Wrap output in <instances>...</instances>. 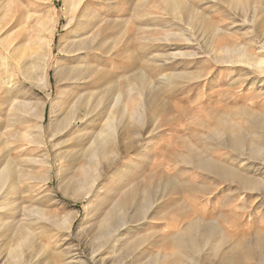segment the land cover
<instances>
[{"label":"rangeland","instance_id":"obj_1","mask_svg":"<svg viewBox=\"0 0 264 264\" xmlns=\"http://www.w3.org/2000/svg\"><path fill=\"white\" fill-rule=\"evenodd\" d=\"M71 1L75 0H0V163L8 161L13 174L10 180H20L15 191L7 196L10 209L0 210V264L12 263L9 253L17 248L14 230L23 215L37 206V197L45 194L40 188V181L45 178L48 169L39 167L30 161L31 158L40 160L41 157H48L52 166L50 174L54 176L64 158L71 157L73 152H80V147L75 146L76 141L85 135L87 138L95 136L104 124V121L99 120L94 122L95 125L85 127L78 123L74 126L76 133L61 139H51L46 130L42 131L38 141H34L31 135L34 131L37 132L34 126L39 123L41 114L42 126L46 127L51 103H61L63 95L68 91L59 74L62 67L68 63L62 49L70 44L74 32V27H64L68 15L66 10L70 6L73 7ZM182 1L186 6L194 7L198 11L202 24H192L198 31L185 32L188 28L186 24L175 26L172 17L162 10L159 0H97L95 2L98 4L91 2L86 6L87 11L96 14V17L92 15V19L99 21L97 28L107 35L106 47H114V50L126 49L124 56L133 54L135 61V74L125 82L120 78L129 75L128 69L119 70L113 62L101 60L100 68L112 77L110 81L114 86H111V91L114 97L119 99L118 107L113 108L112 103L106 113L113 119L111 127L114 128V143H118L119 148L116 153L117 164L108 171L105 168L107 177L100 183L98 188H101L102 192L98 195L116 197L133 189L136 191V200H139L145 197L147 192H151V202L154 201L153 206L156 205L148 212L146 221L139 222L140 226L130 234L131 237L129 236L128 245L139 241L143 243L137 256L132 248L125 249V246H120L116 255H108L103 264H115L121 255L124 260L119 264H144L149 259L153 260V263L156 261V264H182L178 249L170 245L172 231L168 227L171 228L172 222L176 224L181 214H192L191 208L199 215L206 212L207 218L218 219L229 231L224 234L227 243L218 248L219 252H223L230 244V235L238 238L247 232L253 237L257 226L264 225V219L258 220L256 217L258 212L264 213V208L255 209V205L248 204L247 210L240 209L243 202L234 192L231 193L232 201L224 206L228 192L224 185L223 189H220V186L209 195L192 191L191 186L179 194L162 192L160 189L166 174L176 177L181 183L211 185V180L205 179L199 171L182 162L183 158L188 157L185 146L190 145L196 150L213 147L209 142L210 138L215 136L218 141L225 139L224 128H227L229 136L243 134L246 137L245 146L248 148L252 141L256 140L253 131L257 126L251 122L253 117H264V75H260L259 82H256L253 79L255 75L246 74V67L231 66L230 62L224 64L221 60L227 57L235 46H245L249 54L264 60V0ZM39 16L49 17L52 22L58 20L59 23L52 35L48 87L42 89L39 88L40 82L35 75L37 68H33L31 62L37 48L35 32L38 28L36 19ZM214 28L220 29L215 37L207 32ZM164 45L167 46L163 47ZM225 47L228 48L227 51L222 50ZM190 53L195 56H187ZM157 59L166 61L164 69L157 70L160 63L156 62ZM163 75L169 77L167 83L162 82ZM140 76L144 78L139 79ZM236 79L245 82L243 85L238 82L239 86H235L232 82ZM108 80L105 79L104 82L107 83ZM144 81L160 94L155 105L163 107L164 110L151 115L144 114L148 118L153 117V122L148 127L144 125L141 128L139 134L144 137L132 139L145 141L139 142L130 154L123 155L120 147L124 127L119 121L118 111L124 106L127 107L128 117L137 109H142L144 99L150 96L148 89L141 87ZM252 82L255 84L251 87ZM122 91H126L128 96H118ZM24 102L30 104V110L25 111L22 108ZM41 106L42 112L39 111ZM28 119L31 120L30 131H26L28 125L25 120ZM151 130L153 132L146 138L147 132ZM87 140L83 141V144ZM198 140H201V143ZM73 146L75 147L72 148ZM105 151L104 157L116 155L112 146L107 147ZM211 151L216 155L225 152L214 147ZM127 160L129 164L125 167L123 163ZM105 164L106 162L101 160V167ZM125 169L128 171L125 172ZM15 174L19 177H14ZM28 179L30 181H27ZM48 186L55 193L47 194L52 195L56 206L47 209L46 213L60 212L61 215L73 216L71 232L66 237L65 245L59 250L72 246V250L88 262L91 243L89 239L93 234H87L88 222L82 224V221L86 219L85 210L91 207L90 200L81 198L84 193L78 188L69 190L68 196H63L57 190V180L54 177ZM184 187L186 186L183 185L182 189ZM161 193L165 196L156 204L155 195L160 196ZM210 196L214 197L208 201ZM207 204L208 206H205ZM229 209L232 211L227 212ZM220 211L225 212L228 218L226 221L219 219ZM126 212L127 220L139 218H131V207ZM253 223L255 227L252 226ZM232 230H238L236 236H233ZM217 244L215 241H209L208 249L205 247L204 250H207L203 251L204 247L200 248V256L194 253L193 260L199 264H212L220 257V254L216 256L212 249ZM47 253L48 258L50 252Z\"/></svg>","mask_w":264,"mask_h":264},{"label":"bare ground","instance_id":"obj_2","mask_svg":"<svg viewBox=\"0 0 264 264\" xmlns=\"http://www.w3.org/2000/svg\"><path fill=\"white\" fill-rule=\"evenodd\" d=\"M95 1L97 0H75L73 2L71 1L73 7L67 6L69 7L66 10L68 13L67 23L64 27H74V32L71 36L70 44L62 49L68 63L62 67L59 75L68 91H65V94L61 92L64 94L61 103H56L57 105L54 102L51 103L49 109L50 115L46 127L42 126L43 115L41 114L39 123L34 126L37 132L34 131L31 135L32 138L34 137V141H38L42 131L46 130L51 139H61L69 137L72 133H76L74 126L78 125V123L85 127L95 125L94 122L99 120L104 121V124L99 132L97 134L95 133V136L87 138L88 136L85 135L86 137L84 136L82 139L76 141L75 146L78 145L80 147V152H73L71 157L64 158L60 162L59 170L57 173L55 172L56 174L54 176L50 174L52 166L48 157H41L40 160L34 158V160L32 158L31 160L29 159L39 167H47L46 169H48L47 173H45L47 174L45 178L42 180V175L40 178L42 180L40 181L42 183L40 188L44 190L43 193L45 194L37 197L35 202L37 206L32 207L31 211L28 210L23 215V219L14 230V235L17 237V248L9 253L13 264H88V262H91L90 264H103L108 255H116L120 246H125V249L132 248L133 253H136L135 256H137V252H139L143 243L139 241L128 245L129 236L140 226L139 222L146 221L150 209L156 207V205L153 206L154 201L151 202L153 197L151 196V192H147L145 197L139 200H136V191L133 189L116 197L114 195L110 197L105 196V194L102 196L98 195L99 192H102L100 191L101 188L99 189L98 187L107 177L108 172L105 171V168L108 171L117 164L118 159L116 153L119 148V144L117 143V146L115 144L116 142L114 143V135L112 133L114 132V128L111 127L113 125V119L110 114H106L108 113V109L111 108L110 105L112 106V103L113 108L118 107L119 99L112 94L111 86H114L110 81L112 77L108 73L105 74L106 72L104 73L100 68L101 60L105 59L106 61L113 62L116 65L115 68L117 67L119 70L128 69V72H130L129 75L120 78V80L124 79L125 82L135 74L133 70L135 61L133 54L124 56L126 49L114 50V47H106L107 35L97 28L99 21L96 22L92 19V15L96 17V14L86 10L88 3L94 2V4H98ZM219 1L227 2L229 0ZM159 2L162 4V10L172 17L175 26L186 24L188 28L185 32L198 31L192 24L193 22L202 24V22L198 11L194 7L186 6L182 0H159ZM36 24L38 25L35 32L37 38L34 41L37 48L31 57V62L32 67L37 68L35 75L36 79L40 82L39 88L42 89L48 87L47 75L52 35L59 23L58 20L52 22L49 17L39 16L36 19ZM219 30L218 28H214L206 31L215 37ZM183 31L184 29H182ZM166 46L164 45L163 47ZM259 47L262 48V46ZM222 50L227 51L228 48L225 47ZM187 56L194 57L195 54L190 53ZM221 60L224 64L230 62L231 66L239 65L246 67V74L255 75L253 79L256 82H259L260 75H264V60L249 54L245 46H235V48L230 50V54ZM156 62H160L157 70L166 67V61L157 59ZM162 77V82L167 83L169 77L165 75ZM143 78L141 76L139 77V79ZM105 79H109L107 83L104 82ZM238 82L240 85H243L245 80L239 81L236 79L232 83L235 86H239ZM254 84L255 82H252L250 86L252 87ZM141 87L144 90L147 88L150 94L148 99H144L145 104L142 106V109H137L135 113L128 117L126 116L127 107L124 106L118 111L120 113L119 121L122 127H124L122 128L124 131L121 142L122 147H120L123 155L130 154L139 142L145 141L144 139H140L138 142L137 139L136 141L132 139V137H144V135L139 134L141 128L144 125L148 127L153 122V117L148 118L144 114L149 113L151 115L164 110L163 107H157L155 105V101L160 94L153 89V86L144 81ZM120 95L128 96L126 91L118 93V96ZM22 108L25 111L30 110V104L24 102ZM42 110V106L39 107V111L42 112ZM29 114H31V111H29ZM251 122L257 126L253 131L256 140H253L248 148L245 146L246 137L243 134L236 133L233 136H229V130L227 128H224L225 139L218 141L215 136H212L209 140L216 150L220 149L225 151L222 154L216 155L211 151L213 147L196 150L192 149L190 145L185 146L188 157L183 158L182 162L190 165L194 170L199 171V174H202L205 179L211 180V185L204 183L197 185L191 182L181 183L176 177H171V175L166 174L164 183L160 185L162 192L179 194L191 186L190 189H193L192 191H196L197 193L205 192L209 195L220 186V189H223L224 185L228 189L225 197L227 198V202L224 203V206L232 201L231 193L234 192L243 202L240 209L247 210L248 204L255 205V209L264 208V117L254 116ZM30 123V119L25 120V124L28 125L26 131H30ZM152 132L153 130L147 132L146 138H149ZM86 139H88L87 142L83 144V141ZM198 141L201 143V140ZM109 146L113 147L116 155L113 157H104L105 149ZM101 160L106 162L104 167H101ZM232 163L236 164L237 167ZM128 164L129 162L127 160V162L123 163V166L127 167ZM98 166L101 168H98ZM76 170L78 171L76 172ZM126 171L128 170L125 169ZM12 175L8 161H4L2 164L0 163V210L10 209L7 196L15 191L17 183L20 182L17 178L10 180ZM25 177L27 178L26 175ZM52 177L54 179L56 178L57 190L63 196H68L67 193L69 190H76L78 188L84 193V196L81 198L86 197L91 202V207L85 210L84 216L86 219L82 221V224H85V221L88 222L86 223L88 225L87 234H93V237L89 239L91 243L88 262L82 260L81 255L75 253V250H72V246L59 250L62 245H65L66 237L71 232L73 216L72 214L61 215L60 212H55L54 214L46 213L47 209L56 206L52 195L47 194H55L52 191L53 189L51 190L48 186ZM27 181L30 180L28 179ZM183 185L186 187L182 189ZM164 196L162 193L160 196L155 195L156 204L160 203ZM211 197L208 198V201ZM205 206H208V204ZM129 207L132 208L133 212L131 218L139 217L137 220L130 221L126 219L128 215L126 210ZM191 209L193 211L192 214H181L176 224L172 222L170 224L171 228L167 226L172 231L170 245L178 249L182 264H199V262L193 260V254L196 253L199 257L200 248L204 247L203 251H206L208 249L207 245L211 240L218 243L212 248L214 254L216 256L220 254V257H217L218 260L212 261V264H264V225L257 226L253 237H250L249 233L246 232L237 238L235 234L238 230H232L234 232L233 236L236 237L233 238L230 235L228 238L229 241L227 240L230 244L226 246L223 252H219L218 248L227 243L224 234L229 231L225 229L218 219L214 217L207 218L206 212L199 215L193 208ZM229 210L227 212L232 211ZM218 217L224 221L228 219L224 211H220ZM256 217L258 220H262L264 219V213L261 214L258 212ZM205 247L207 248L206 250H204ZM47 252H50L48 258L46 257ZM157 257L159 256L157 255ZM131 259L132 257H130ZM123 260L121 255L115 264L122 263ZM154 262L149 259L144 264H156V261Z\"/></svg>","mask_w":264,"mask_h":264}]
</instances>
